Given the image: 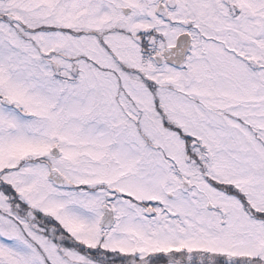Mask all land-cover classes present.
I'll return each instance as SVG.
<instances>
[{
	"label": "snow or ice",
	"instance_id": "obj_1",
	"mask_svg": "<svg viewBox=\"0 0 264 264\" xmlns=\"http://www.w3.org/2000/svg\"><path fill=\"white\" fill-rule=\"evenodd\" d=\"M0 264H264V0H0Z\"/></svg>",
	"mask_w": 264,
	"mask_h": 264
}]
</instances>
